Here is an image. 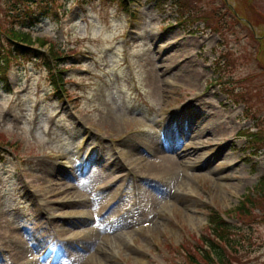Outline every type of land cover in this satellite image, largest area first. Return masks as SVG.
<instances>
[{
    "label": "rangeland",
    "instance_id": "rangeland-1",
    "mask_svg": "<svg viewBox=\"0 0 264 264\" xmlns=\"http://www.w3.org/2000/svg\"><path fill=\"white\" fill-rule=\"evenodd\" d=\"M198 1L215 29H167L170 5L146 0L131 19L113 0H63L65 13L30 29L48 42L38 50L64 55L42 58L49 71L65 67V91L58 98L38 55L12 57L0 80V264H189L210 207L242 228L233 206L264 175V150L246 148L238 131L251 121L220 86L245 80L231 90L242 86L264 127V0ZM7 6L0 42L28 57L1 31ZM177 131L175 159L160 158ZM254 228L244 264H264V224Z\"/></svg>",
    "mask_w": 264,
    "mask_h": 264
},
{
    "label": "trees",
    "instance_id": "trees-1",
    "mask_svg": "<svg viewBox=\"0 0 264 264\" xmlns=\"http://www.w3.org/2000/svg\"><path fill=\"white\" fill-rule=\"evenodd\" d=\"M122 4H125L126 0H120ZM155 6L163 10L164 4L169 0H154ZM173 7L176 8L177 18L181 24L194 23L201 21L204 26L215 29L210 26L209 16L207 17L204 12V7L200 5L198 0H170ZM249 1V0H248ZM8 4L7 8L2 12L4 18V25L1 26V31L5 34L7 40L15 45V51L19 49L24 52L38 55L41 58L43 55L38 49L33 48L31 45L37 41V46H44L47 41L45 38L35 37L33 38L29 33H26L23 28H29L34 26L39 20L38 17L42 14H48L51 9L57 5H60V0H5ZM194 3L197 4L194 7ZM238 13V12H237ZM239 14V13H238ZM250 15L255 18L256 12H250ZM43 16V15H42ZM208 21V22H207ZM216 23H219L218 17ZM21 27L18 29V27ZM220 30L219 26L216 28ZM3 42H0V71L3 68L7 69L10 63V59L15 57L13 52L9 48H4ZM48 55L52 58L59 56V52L52 46L48 48ZM44 59V58H43ZM56 59H61L56 57ZM264 63L259 64L262 66ZM63 71H57L51 74L52 84L59 87L60 74ZM226 83L221 86V89L226 93H231V86ZM235 100L246 101L247 111L250 110V99L246 92L240 90L239 92L233 93ZM251 140L255 150L264 148V131L251 133ZM264 203V177L259 181L256 190L253 193L245 195L243 200L235 207V212L238 217L237 221H242L245 224L241 229L236 228L235 225L226 221L222 216L215 213H211V233L212 236L208 241V248H205L191 244L194 252L188 251L186 258L189 264H238L244 259L245 253L252 246L255 239L254 232L251 229L256 219L264 222V217H257L254 215L255 209H263L262 204ZM252 219V220H251ZM246 227V228H245ZM246 229V232H245ZM237 235V239H233V232ZM241 248L242 253L238 250Z\"/></svg>",
    "mask_w": 264,
    "mask_h": 264
},
{
    "label": "bare ground",
    "instance_id": "bare-ground-1",
    "mask_svg": "<svg viewBox=\"0 0 264 264\" xmlns=\"http://www.w3.org/2000/svg\"><path fill=\"white\" fill-rule=\"evenodd\" d=\"M166 60V59H165ZM193 78H189V83H191V85H193L194 84V81H191ZM194 86V85H193ZM212 123H214V122H212ZM193 121L192 120H190L189 121V123H188V129H187V131H189L192 127H193ZM223 124H225V123H222V122H220L219 123V125L220 126H223ZM213 130H215V129H213ZM186 131V132H187ZM181 131H179V133H180ZM185 132V133H186ZM204 132H209L208 130L207 131H203L202 130V128L201 129H199V130H196L195 131V136L196 137H198L199 135H201L202 133H204ZM184 133V134H185ZM166 136H167V138H168V143H166V138H165V140L163 141V142H161V151L163 152V155L161 156L162 158H165L167 161H171V162H173L172 160H174V157L172 158V159H170L169 157H170V155L169 154H167V152H174V150L176 149V146H174L173 145V143H172V139H171V137H172V134H170V136H168L167 134H166ZM172 164V163H171ZM79 168V167H78ZM148 181H154V182H156V179L154 178V177H150V178H148ZM151 196H153L152 194H151ZM155 197H152V199H154ZM17 238L18 239H21V234H18V236H17ZM0 244H2V245H4V243L3 242H0Z\"/></svg>",
    "mask_w": 264,
    "mask_h": 264
}]
</instances>
